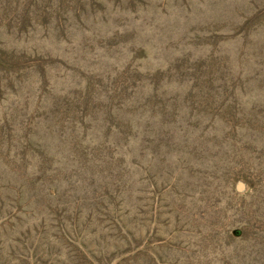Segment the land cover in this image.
<instances>
[{
	"label": "rangeland",
	"instance_id": "374dc122",
	"mask_svg": "<svg viewBox=\"0 0 264 264\" xmlns=\"http://www.w3.org/2000/svg\"><path fill=\"white\" fill-rule=\"evenodd\" d=\"M0 264H264V0H0Z\"/></svg>",
	"mask_w": 264,
	"mask_h": 264
}]
</instances>
